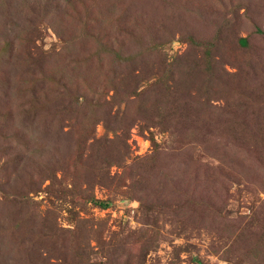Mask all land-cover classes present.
<instances>
[{"label": "rangeland", "instance_id": "1", "mask_svg": "<svg viewBox=\"0 0 264 264\" xmlns=\"http://www.w3.org/2000/svg\"><path fill=\"white\" fill-rule=\"evenodd\" d=\"M0 264H264V0H0Z\"/></svg>", "mask_w": 264, "mask_h": 264}, {"label": "trees", "instance_id": "2", "mask_svg": "<svg viewBox=\"0 0 264 264\" xmlns=\"http://www.w3.org/2000/svg\"><path fill=\"white\" fill-rule=\"evenodd\" d=\"M58 164H59V161H58ZM57 166H59V165H57ZM80 201H81V203H85L86 202L84 200H80ZM87 201H92L93 203H97L98 205H102L103 204V203H101V201L98 202L95 197H88Z\"/></svg>", "mask_w": 264, "mask_h": 264}]
</instances>
